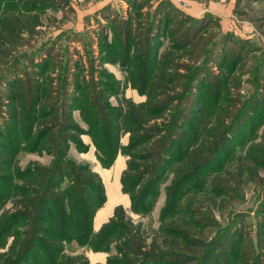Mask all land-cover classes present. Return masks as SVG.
<instances>
[{"label":"rangeland","instance_id":"obj_1","mask_svg":"<svg viewBox=\"0 0 264 264\" xmlns=\"http://www.w3.org/2000/svg\"><path fill=\"white\" fill-rule=\"evenodd\" d=\"M36 1L37 8L29 10L27 0H4L2 3L3 13L0 15L22 9L21 16L25 19L38 15L40 26L34 36L23 34L25 43L13 51V57L4 58L0 64V127L5 129V122L10 119L9 111L15 110L8 103L10 89L1 84L6 83L2 82V74L9 65L19 63V73L13 78L19 75L20 84L14 86V91L23 88L29 94L30 75L40 73L39 78L33 77L40 82L41 88L40 101L34 105L41 111L50 107L56 111L35 125L33 131H38L45 122L53 132L46 140L34 143L28 138L30 132H26L30 115L25 113V132L20 129L14 135L6 132L0 137V161H3L0 164L5 168L3 175L7 173V182H0L3 192H0V215L16 210L13 203L21 193L19 186L23 184L15 176L16 168H45L58 155L64 157L71 171L76 163L88 165L98 173L104 187V201L97 203L88 241H85L86 237L75 235V231L80 232L76 225L75 231L68 227L62 230L60 224L56 228L58 216L48 218L44 224L52 222L54 229L60 230L58 238L62 250L54 260L36 256L29 264H60L62 258L80 254L88 264H109V257L119 255L115 244L120 237L98 246L95 236L102 224L112 218L117 205L124 208L132 223H141L146 243L155 240L156 245L166 251L172 264H264V106L256 107L259 99L264 103V0ZM162 10L167 11L168 24L165 23L160 34L154 54L157 63L154 64L149 50H144L149 44L144 43L146 40L139 35H143L147 27L151 28V34L157 32L160 17L164 20ZM236 31L242 34L241 38ZM224 34L234 39V43L227 45L228 50H237L239 40L244 41L241 44L245 47L239 61L234 63L230 56L225 66L223 56L218 52L223 46L217 44ZM243 35L247 39L251 35L253 44H249ZM171 44L181 47L174 52L181 56L173 58L177 66L170 70L174 77L166 86L167 98L164 99L171 105L148 125L163 132L135 148L126 147L129 133L117 129L114 120L118 97L134 103L144 101L146 96L141 90L144 87L149 89L151 76L143 78V84L141 79H133L135 71H141L142 66L147 65L151 69L154 64L153 73ZM136 45L138 48L142 46L140 50L134 48ZM30 54L36 66L26 59ZM224 55L227 57L229 53ZM137 59L140 64L143 62L141 68L136 64ZM200 86L202 88L198 91ZM31 104L32 99L28 96L25 107L30 108ZM200 107L203 113L211 112L206 117L210 121L205 124V129L212 131L207 136L205 152L199 157L200 164L204 161L207 164L203 170H197L198 173L191 172V179L176 186L172 179L181 175L184 166L176 153L170 154L168 160L171 163L154 193L148 196L146 211H132L133 193L124 191L121 182L128 154L139 151L152 155L146 166L157 167L159 159L155 154L165 143V137L170 134L177 139L180 136L191 138L196 132L197 124H190V118ZM106 112L110 119H107ZM35 114L39 116L37 110ZM17 116L14 123L19 126L21 117L20 114ZM70 118L77 129L65 124ZM183 121H186L185 128L180 133L177 125ZM72 137L79 141L75 142ZM224 138L226 142L222 143ZM188 141L184 142L181 151ZM115 142L120 150L115 151ZM178 146V142L175 143V151ZM125 148H129L128 153L123 152ZM111 154H115L112 163L104 167L100 157L107 159ZM68 182L65 179L62 186ZM83 207L80 204L79 214H70V223L80 220ZM120 215L119 212L114 216V223L121 222ZM170 225L188 231L187 247L182 237L177 240L167 237L175 248L169 244L171 247L166 250L162 234ZM27 229L28 225L17 224L6 233L0 241V254L8 249L17 231ZM170 233L173 236V231ZM140 249L132 256L140 258L149 250Z\"/></svg>","mask_w":264,"mask_h":264},{"label":"trees","instance_id":"obj_2","mask_svg":"<svg viewBox=\"0 0 264 264\" xmlns=\"http://www.w3.org/2000/svg\"><path fill=\"white\" fill-rule=\"evenodd\" d=\"M4 0H0V14L2 12V3ZM37 1L32 0L26 2L28 6V10L31 8H37ZM22 9H16V12H11L13 14H3L0 15V64L2 60L9 59L13 57V51H15L18 46L23 45L24 37L23 34H32L34 36L37 26H40V21H38V15L31 16L27 19L23 18ZM163 11V10H162ZM161 12V11H160ZM167 11L161 12L164 14V20L160 17V26L157 27V32H153L151 34V28L147 27L145 29V33L143 35H139L140 38H144L146 40L144 43H148L149 46L144 47V50H149V54H151V58L154 60V64L157 63L156 59V51L157 44L159 42L160 34L163 33V28L165 23L168 24ZM166 24V25H167ZM152 25V24H151ZM226 36V37H225ZM228 35L224 34L221 39L217 42L221 47L218 52L223 56V66H225L229 62V57L231 56L233 62L236 63L242 57V49L243 44H241V40H237L239 44L237 50L227 49V45L229 43H234V39L227 38ZM140 40V39H139ZM12 44L13 46H9ZM110 43L106 44L107 47ZM123 47H125L122 42ZM151 44V45H150ZM235 44V45H236ZM251 44V43H249ZM9 46V47H8ZM105 47V45H104ZM142 47V46H141ZM140 47V48H141ZM152 47V49H151ZM138 50L140 48L137 45L134 47ZM181 47H177L174 44H171L170 48L163 53L162 59L159 60L158 69L154 70L151 73V69L153 65H147L146 67L142 66L143 62L140 64L137 59V65L143 69L141 71H135L136 81L140 80L144 84L143 78L146 76H151L149 80V89L141 90L142 93L145 94L146 99L139 103H134L130 99H125L124 97H118V105L116 108V113L114 114V120L117 129L123 130L125 133H129V141L126 147L135 148L143 142H147L152 136H159L163 130L156 129L155 127H149V122L153 118H158L161 113L165 112L168 107L171 105L170 101L165 100V94L168 91L167 82L171 83L173 80V74H171L170 70L172 68H176L177 64L175 59L179 58L181 55H176L174 52H178ZM106 50V47H105ZM226 52L229 53L227 57H224ZM145 54V53H144ZM148 54V55H149ZM144 59L146 55H144ZM175 56V57H174ZM155 58V59H154ZM29 60L32 65L35 62L34 58L31 56L26 58ZM180 60V59H176ZM145 63V61H144ZM150 63V62H149ZM233 63V64H234ZM232 64V66H233ZM19 63L12 64L7 67L2 74V85L6 87V89H10L7 93V98L10 99L8 101L9 105L12 106L15 110L13 112L9 111L10 119L7 120L5 129L0 127V137L6 132L9 134L19 133V130L22 129V132H25V121L23 120V116L25 113L30 116L27 118L28 124L26 128V132L29 133L30 139H33L34 143L39 142L41 140H46L53 130L50 128L48 123L42 122L41 127L38 131L35 132L33 128L36 127L42 119L46 118L49 115L55 114V109L51 107L47 110H38L36 105L38 101H40V82L36 79L33 80L34 76L40 75V73L31 74L30 75V86H29V94L24 92V89L20 88L18 92L14 91V88L20 84V78L14 77L19 73ZM36 66V65H34ZM155 66V65H154ZM44 74V73H43ZM133 75V74H132ZM13 78V81L11 80ZM193 79V78H192ZM66 81H64L65 83ZM191 82V80H190ZM201 85L203 86V81H201ZM196 84V83H195ZM37 85L39 90L37 89ZM15 86V87H14ZM68 88V87H65ZM201 86L198 88V91L201 90ZM8 89V90H9ZM30 96L33 104H31L30 108L25 107L26 98ZM257 96H255L256 98ZM259 99V98H258ZM263 100L256 101V107H260L262 104L264 106ZM75 103V102H74ZM73 103V105H74ZM107 103V102H105ZM107 106V105H106ZM72 108V105H69ZM110 111V107H107ZM201 108V107H200ZM113 109V107H111ZM27 110V111H26ZM36 110L37 114L36 115ZM203 109L201 108L195 115H192L190 118V124L196 122L197 128L196 132L193 134L191 138L180 136L178 139L176 137L170 136V134L165 137V143L159 148V151L156 152L155 156L158 157L159 161L156 164L157 167L150 168L146 166L148 160H151L152 155H144L142 152L129 153V160L127 162V168L124 170L121 182L122 189L126 192H132V205L131 210L137 213H142L146 211L147 208V199L148 196L154 193V189L156 188L158 181L165 175L167 166L170 165V154L176 153V156L179 157L180 164L184 166L183 172L181 175H177L173 177L172 182H176V186H179L183 182L188 179H191V172H197V170H203L205 161L201 164L199 163L201 159L199 158L205 151L204 147L208 144L207 136L212 129H205V124L210 121V118H206L208 114L211 115L210 111H206L203 113ZM107 119H110L108 116V112H106ZM111 113V112H110ZM20 114L21 119L19 120V126L15 125V120L17 119V115ZM42 114V115H41ZM206 114V115H204ZM41 115V116H40ZM39 117V118H38ZM57 117V116H54ZM38 118V119H37ZM113 116L111 117V119ZM184 122H179L177 125L180 128L181 132H184ZM68 128L77 129V126L72 125L71 118L67 119L65 122ZM189 124V123H188ZM147 127L142 130L140 128ZM182 126V127H179ZM3 128V130H2ZM18 130L17 132H13ZM32 130V131H31ZM91 133V132H90ZM171 133V132H170ZM7 134V136H9ZM139 134H141L139 136ZM14 135V134H13ZM12 135V136H13ZM94 136V134H91ZM170 136V137H169ZM69 139V137H67ZM75 142L79 141L76 137H72ZM187 144L184 147V151H181V147L184 142L187 141ZM226 142V139H223ZM179 144L177 151H175V143ZM54 145V144H53ZM115 151L120 150V146H117L116 142L114 143ZM109 148V146L107 147ZM128 148V149H129ZM122 149L124 153H128L126 150ZM203 149V151H202ZM181 151V152H180ZM0 153V157H1ZM57 154V153H56ZM115 154L109 155L107 159L104 156L100 157V161L104 167L110 166L114 159ZM1 160V159H0ZM143 160V161H142ZM1 163L3 161H0ZM137 163L136 166L133 163ZM141 164V165H140ZM4 166L0 164V182H7V173H4ZM74 170V171H73ZM73 170H69V166L65 163L64 157L58 155L54 157V160L50 166L45 168L43 167H35L26 168L25 170H21L20 167H17L15 170V176L23 181V184L19 186L21 192L16 199L14 200L15 212L11 214L10 211H6L0 215V241L1 238L8 232H10L17 224H25L28 225L29 229L26 231H17L16 236L13 241L9 245L8 249L0 254V264H29L33 257L36 256H44L47 259L54 260L55 257L60 253L62 247L60 245V240L58 236H60V230H55L54 223H50L49 225H45L44 222L53 215H55V219L57 216L60 218L59 222L56 225L60 224L62 230L70 228L74 229V225L77 226L80 232H76L75 235H79L80 238L85 239V241L89 238L92 231L93 218L97 209V203L102 202L103 200V192L104 187L101 181L100 176L88 165L82 164H73ZM76 173V175H75ZM28 174L27 178L24 179V176ZM189 176L190 178H186ZM73 178H76L77 181ZM65 179H68L69 182L65 187L62 186V183ZM70 180H73L70 182ZM76 181V182H75ZM0 192H2L0 190ZM3 193V192H2ZM104 201V200H103ZM80 204L84 205L82 209V213L80 214V220L77 223H70L71 216L70 214L80 213L79 207ZM120 212L121 222L114 223L116 216ZM97 214V212H96ZM96 217V215H95ZM95 220V218H94ZM3 221V222H2ZM58 221V220H57ZM48 226V227H47ZM141 223H132L130 217L126 214L124 208L121 205H117L114 208V214L112 218H110L109 222L102 224L99 228L95 241H97L98 246L107 244L111 239L119 240L115 244L116 251L119 255H115L113 258L109 257L107 261L109 264H148L149 262H153V264H172L171 259L166 256V251L161 250L162 248L156 245L155 240L150 243H146L145 239V231L141 229ZM167 230L162 234L164 237V243L166 244V250L174 246L172 241H167L168 238L180 239L182 237L183 242H186V238L188 235V231L185 228L180 226L170 225ZM72 231V230H71ZM171 231H173V236L171 235ZM117 235L115 238H113ZM175 235H178L175 237ZM124 238V239H123ZM88 241V240H87ZM182 241V240H181ZM171 244V245H169ZM140 247L149 248L146 252L143 253L142 257H133L132 255H136V253L141 250ZM105 248L109 249L107 245ZM173 247L172 249H174ZM172 249L169 252H172ZM49 253V255H46ZM151 260V261H150ZM88 264V262L84 259L83 255H78L77 257L62 258L60 264ZM151 264V263H150ZM233 264V263H232ZM260 264V263H259Z\"/></svg>","mask_w":264,"mask_h":264},{"label":"crops","instance_id":"obj_3","mask_svg":"<svg viewBox=\"0 0 264 264\" xmlns=\"http://www.w3.org/2000/svg\"><path fill=\"white\" fill-rule=\"evenodd\" d=\"M113 3H114V1H113ZM194 15H195V14H194ZM235 33H236V35H238L239 37L242 36V34L239 33V32L237 33V31H236ZM243 36L245 37V35H243ZM250 36H251V35H249L248 39H247V37H245V38H246V40H249L251 44H253V43H252V39H251ZM240 38H241V37H240ZM244 40H245V39H244Z\"/></svg>","mask_w":264,"mask_h":264},{"label":"built area","instance_id":"obj_4","mask_svg":"<svg viewBox=\"0 0 264 264\" xmlns=\"http://www.w3.org/2000/svg\"><path fill=\"white\" fill-rule=\"evenodd\" d=\"M178 2H181L180 0H178Z\"/></svg>","mask_w":264,"mask_h":264}]
</instances>
